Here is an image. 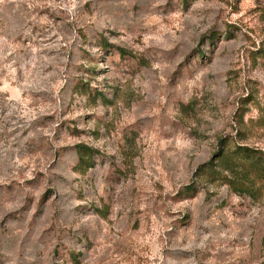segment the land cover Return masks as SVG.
Listing matches in <instances>:
<instances>
[{
  "label": "rangeland",
  "instance_id": "1",
  "mask_svg": "<svg viewBox=\"0 0 264 264\" xmlns=\"http://www.w3.org/2000/svg\"><path fill=\"white\" fill-rule=\"evenodd\" d=\"M0 264H264V0H0Z\"/></svg>",
  "mask_w": 264,
  "mask_h": 264
},
{
  "label": "trees",
  "instance_id": "2",
  "mask_svg": "<svg viewBox=\"0 0 264 264\" xmlns=\"http://www.w3.org/2000/svg\"><path fill=\"white\" fill-rule=\"evenodd\" d=\"M221 140H222V139H220V143H219V144L221 145V147H220V148L218 149V151H217L219 155H221V152H222V144H223V140H222V141H221Z\"/></svg>",
  "mask_w": 264,
  "mask_h": 264
}]
</instances>
